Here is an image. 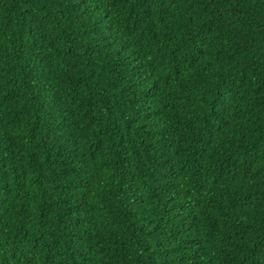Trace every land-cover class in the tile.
<instances>
[{"label":"trees","instance_id":"1","mask_svg":"<svg viewBox=\"0 0 264 264\" xmlns=\"http://www.w3.org/2000/svg\"><path fill=\"white\" fill-rule=\"evenodd\" d=\"M0 264H264V0H0Z\"/></svg>","mask_w":264,"mask_h":264}]
</instances>
